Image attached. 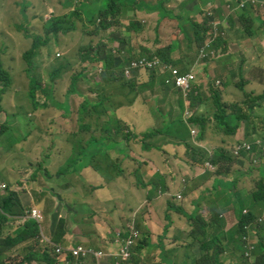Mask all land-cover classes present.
Returning a JSON list of instances; mask_svg holds the SVG:
<instances>
[{
  "label": "rangeland",
  "instance_id": "1",
  "mask_svg": "<svg viewBox=\"0 0 264 264\" xmlns=\"http://www.w3.org/2000/svg\"><path fill=\"white\" fill-rule=\"evenodd\" d=\"M201 1L202 0H171L170 2H172L173 5L168 3L167 7L170 8V10L175 9L177 12H182L181 7H183L184 4H186L185 7L188 6L187 10H189L192 8L191 4L196 5ZM80 2L81 0H0V47L5 49L3 61L6 69L11 71L13 77V86L11 90L3 96L2 101L5 113L8 116L7 121L9 126L7 131L0 136V153L2 154L0 155V185L7 186L19 197H22L27 210H31V208L35 206L38 207L40 200L42 205H40L41 207L39 210L43 212L45 217L44 222L40 225H44L47 219L50 223L54 220V224L56 225L60 221L53 214L55 200L47 198V201L43 203L44 199H41V191L47 195L52 191L60 193L62 188L61 185L70 187L68 190L69 194H75L76 190L79 191L78 194L74 195V201H72L71 197L69 200L72 201L71 203L74 206L72 216L74 217L76 214H79V221H82L84 224L83 216L88 213V207L83 206L80 200L86 201L87 206L90 204L95 208H99V204H102L95 193L97 191H92V193L86 191L84 180L82 182L78 178L80 172H77L76 178L69 177L67 181L65 180V182L62 183L59 182L57 175L62 178L64 176L62 173H57L61 165L55 161L45 165L42 164L44 155L43 150L40 149L42 143H45L48 145L45 147H49V152L50 148L52 149V156H55V159L59 160L66 158L71 152V145L69 146L65 142H68L69 135L79 128L76 119H73L76 117V114L73 117L70 114H66L65 118L68 116V119H71V121L67 122V127L63 126L60 120V118H62V114L60 113L62 108H56L57 105L54 104L55 102H51L49 98L44 97L46 95V93L44 95V92L46 89H49L45 87V85L46 83H50L53 79V72L55 79H58V82L61 83L58 88V96L56 97L58 99H63L66 92L70 89L71 76L82 70V68L85 70L83 67L84 64L79 58L80 52L89 45V42L94 41L95 44L100 37L103 36H91V33L95 31V26L86 22V20L81 21L80 19L75 22L76 30L66 34L60 32L58 35L54 36L46 30L52 21L65 19L71 12L79 10ZM163 6L165 11L153 8L151 12H146L143 20L138 19L141 17V14L138 15V18L135 14H129L126 20L123 21L125 25L128 23H133L136 27L141 25V31H132L131 35L138 39L139 43H136L144 49L145 52H142L143 56L146 54L147 48L150 47L148 37L150 38L149 40L152 41L153 50L168 47L171 45L173 39L175 41L176 39L177 41H182L184 39L183 33L180 29L179 31L176 26L174 30L172 26H170L171 31L168 33L169 36L166 34L163 40L160 38L162 31L163 33L166 32L162 26H155L154 19L155 15L156 19L168 18L166 16L168 9L165 5ZM207 7L209 9L217 8L220 10L217 16L219 19L224 18L225 29L221 30L217 28L218 24H214L211 21L212 28L210 30L213 33V37L208 38L202 44L199 48V52L198 49L193 50L191 56L185 49L187 54L180 55L179 57L190 70L186 71L183 67H178L179 72L183 75L192 73L196 76L198 74L195 80L200 82V85L196 93L200 91L199 89L202 87L204 89L205 107L208 109L206 116L210 117V124H206L204 134L206 144L200 142L198 138V141L194 138L198 135V130L196 128H193V131L191 128H187L186 130L182 129V132L178 135L176 133V128L166 131V129L157 126L158 122L159 124L163 121L170 122V116H173L171 105L167 103L168 101L165 99L166 97L171 99V96L169 93H161V90H167V87H172L168 85L167 87L164 86V88H155L151 80L154 79V82L158 84L160 79H163V76L161 77L155 74L152 69L145 68L141 63L138 67L136 65L132 66L134 68L137 67V76L135 74L132 76L130 70L124 69L125 79L120 83L109 85L104 91V95L111 96V101L115 106L119 104L123 105V107L117 111L120 116L119 120L122 121L124 132L117 139L118 142L122 141V144L126 143V153L124 155H119L111 151V156L115 159L113 164L118 166V170H124L125 174L136 170L142 171L145 166H152L151 162L154 161L163 162L164 160H169L172 173L179 172L181 175V170L184 169L190 175L189 180L185 183L184 189L179 192L182 194H187L190 191L189 187L193 178H198L194 185H200L202 192L205 189L211 190L213 188L215 182L214 178L223 179L224 182H231L233 179L241 178L245 173L251 172L252 177L248 178V183H246V178H242L239 184L231 189L233 192L249 193L251 188L253 189V186H257L258 183L260 185L259 181L262 179L259 172L260 168H256L248 157L251 154L259 156L257 153L258 150H254L255 147L259 150H263L264 153V147L262 149L264 144V103L260 105L261 107H256L254 113H242V116L245 115L247 120L243 123L240 122V127L230 134L220 130L218 125H216L217 120L215 116L220 113L219 105L221 102L225 105H231L235 100L242 103L255 98L259 102L260 99L264 98L259 96L264 93V86L262 85V81L264 82V71L263 69H254L259 58L257 51H260L261 48L254 50L249 42L243 45V47L247 46L251 51L247 56L251 58V63L243 67L245 56L242 53L236 55L237 49H235V47L238 48V46L235 45L233 41L234 38L243 36L244 33L247 32L246 28L251 24L250 13L264 19V0H213L209 2ZM242 7H245L247 10V14L243 17L238 12V8ZM229 19L233 20L231 29L229 27ZM175 23L177 24V22ZM85 24L88 26H85ZM257 27L258 24H255L254 28L256 29ZM21 28L25 29L26 36ZM262 33L264 34V31H262ZM36 37L41 38V44L40 48L37 50V55L34 57V61H37V66L34 69L32 68L31 76H36L42 83L41 85L39 84V88H37V98L40 101L41 107L35 114L34 111L36 110L29 98L30 78L25 71L27 63L23 59V54L30 49ZM155 37L162 40L163 46L160 43L154 45ZM43 41L46 42L45 45H43ZM142 42H146L145 46H142ZM212 47L214 49H212ZM229 50H232L228 55L232 60L238 56L236 64L237 67H241L240 71L234 70L236 67L235 64L232 66V70H229L227 63L221 64L225 52ZM148 53L153 54L151 50H148L147 54ZM104 54L105 53L101 51L100 53L92 55L93 61H88L86 64L88 73L94 75L97 80H99L102 74L101 70L104 67V63L102 62ZM149 54L147 56H149ZM174 54L173 52L172 56H174ZM190 56L194 59H190ZM56 67H59V72H55ZM210 70H214L215 75H213ZM84 72L85 71H83V73ZM85 78L86 79H80L78 81L82 86L80 91L91 94L89 91L91 81L87 77ZM99 81H101V79ZM219 81L223 83V86L217 87L216 84H218ZM242 82L246 85H244V89L241 88L240 85ZM138 85H145V88L139 90L141 94L136 99L140 102L137 104L138 108L137 106H133V109H131L132 100L134 99L136 91V89H132V87H137ZM152 91H154V95H150L146 98L147 93ZM178 92L181 93L179 94L181 101H185V106H189L190 104L186 96L188 91H183V94L181 91ZM97 94L96 92L92 94L91 100L93 98L96 100ZM216 94H219L220 97H215ZM160 95L164 96L161 100H149L152 96L158 97ZM42 102L44 104H42ZM141 103L145 106H140ZM177 104L179 105L180 103ZM105 108L112 109L109 106ZM43 109H45L44 112H42ZM232 109H234V106ZM238 115V113H231L227 116V122L230 128L231 126L234 127L239 122ZM184 118L187 119L188 114H185ZM4 122L3 116L0 118V128L2 126L1 123ZM129 127L130 137L126 139ZM150 131H159L160 134L146 137L145 135ZM112 132L115 133L116 129H113ZM246 135L249 140L245 138ZM97 138H100V136ZM246 142H251V144ZM173 143L188 144L191 147L188 154L193 157L192 163L195 162L194 158L199 160L202 159L205 163V168L209 172L218 171L219 166L212 164L211 159L213 155H219L217 153H219L220 150L233 151L236 158L232 157V161H224V171L228 174H218L217 172L218 176L209 173L203 177V168H199L195 164L191 165L192 163L187 164L184 161L182 156H187L186 148L182 145ZM124 145L121 146L118 144V148L122 151ZM9 148H11L10 151H8ZM4 152L8 153L3 154ZM261 155L264 159V154ZM64 161L61 166L63 170L65 168ZM181 162L184 163L182 164ZM101 165L102 164H98L96 169L98 170ZM262 166L264 167V164ZM96 169H92L93 172L103 178L106 184L110 182L108 175L113 176L116 173L117 177V168L115 167H111L110 170L106 169L103 174L97 173ZM158 169L159 170L151 175V179L152 184H156L160 191H156L155 188H152L144 192L139 191V193H143V197H141L140 194L139 197H136L135 195L138 193L133 192L130 193L128 197L130 201H140L143 217L144 214L150 216V212L156 213L162 203H167V200L175 197V194H172V192L167 189L161 190L160 187L162 177H165L169 170L167 168L163 169L159 167V165ZM69 175L75 174L71 173ZM94 178H96V176H94ZM169 181L170 180H168L167 185ZM223 188V186H220L218 192L214 193L215 200L219 198L220 193L223 192ZM127 190H124L120 186L114 189V192L115 194H121ZM107 192L108 187L106 185V187L102 189V195L105 196ZM182 194L179 195L181 198L179 201L183 200ZM154 201L156 202L153 203ZM18 203L19 198L17 201L15 200V210L19 209ZM247 211L248 209H246L244 213ZM259 211L261 214L258 216L257 225L251 224L255 229L257 227L260 229L262 227L261 224L264 225V208L263 210L259 209ZM170 214L172 215L173 221L177 218H181L184 221L187 220L183 214L174 211ZM187 214L195 215V213ZM226 214L228 215L227 231L230 232L232 236V234H234V227L238 225V220L232 211H228ZM199 215L202 216L201 214ZM87 216L90 221L94 222L91 214L88 213ZM111 216L113 221L115 213L113 212ZM158 216L160 220L163 221L162 214H159L152 217L147 224H138L142 234L145 230L152 228L153 224L159 226V223L156 221ZM16 218L17 217L14 219ZM107 220L108 213L104 212V221L106 222ZM134 220L135 216L132 215L123 221V225L126 226ZM209 221L210 220H208V222ZM82 223L80 222L77 224L82 225ZM74 226L76 225L74 224ZM247 229L248 227L245 228V230L249 234ZM152 233V238H154L155 232ZM9 234L11 233L6 234V236ZM236 237L241 240L240 247L243 253L248 250H257V245L259 243L258 236L255 237V243L252 246L249 245L248 237H241L239 235ZM116 239H118L117 236H115L114 240ZM141 239L142 236L139 232V240ZM147 241L148 238L146 239V242ZM155 252H157L155 247H147L141 254H138V259L141 260L143 264H148L153 261ZM112 254L111 251H108V253L104 252L105 257L103 259L111 257ZM117 260H119V255L117 256ZM191 261L194 263L193 258ZM236 262L240 263L238 260H236ZM261 262L264 263V259L261 258ZM127 264H134L133 259L127 260Z\"/></svg>",
  "mask_w": 264,
  "mask_h": 264
},
{
  "label": "trees",
  "instance_id": "2",
  "mask_svg": "<svg viewBox=\"0 0 264 264\" xmlns=\"http://www.w3.org/2000/svg\"><path fill=\"white\" fill-rule=\"evenodd\" d=\"M166 1L167 0H162L159 3L157 2L156 5H153V1L152 3L147 2V4H151L148 5L147 9H158L160 5L162 8L163 4ZM202 1L203 3H207L213 0ZM185 6L186 4L181 7L185 10V13L182 12L180 14H174L172 12H167L166 16L168 18L164 17V19H159L158 23V25L162 26L166 32L163 33L162 31V34L160 36L162 40L165 38L166 34L167 36H169L168 33L171 31L170 26H172L173 30L175 26L178 30L180 29L184 35V39L182 41H177L176 39L178 43L173 39L171 45H169L168 47H163L156 50L151 49L152 41L148 40V42L150 41V47L147 48L146 54L144 56L142 53L144 49H142V47L138 44L136 46V44L133 42V36L131 35L132 31L140 32L141 25H138L136 27L133 23H128L127 25L123 23V21L126 20V17L129 14H135L138 18V15L140 13L147 11L141 6L140 0H81L79 10L71 12L68 16L65 17L66 20L61 19L59 21H52V23L46 30L54 36L58 35V33L60 32L66 34L68 32L75 31V22L78 19H80L81 21L86 20V22L95 26V31L91 33V36L98 37L100 35H103L95 44L94 41L89 42V45L80 52L79 58L81 59V62H83V67L85 68V70L82 68V70L71 76L70 89L68 92H66L63 99H58L56 97L58 96V88L61 83L58 82V79H55V75L53 72V79L50 81V83H46L45 85V87L49 88L50 90H45L44 95L45 93L46 95L44 97L49 98L51 102H55L54 104L57 105L56 108H62L60 113L62 114L63 126L67 127V122L71 121V119H68V116L67 118H65L66 114H70L72 115V117L76 114V117H74L73 119H76V123H78L79 125V128L69 135L68 142H65L67 143V145H71L72 147L71 155L68 160L64 161V170L61 168V165V171H59L58 173L71 174L76 172L77 174V172L79 173L86 168L96 169L98 167V164H102L98 170L96 169L97 173L99 172V174H103L106 169L110 170L111 167H115L118 170V166L113 164V161L115 159L113 158V156H111V151H114L119 155H124L126 153V143H124V145L122 144V141L118 142L117 139L124 132V129L122 128V121L117 118V110L123 107V105L119 104L118 106H115L111 101V96L104 95V91L107 89V87L112 84L120 83L121 81H123V79H125L124 69L130 70L132 76L134 74L137 76V67L140 65L141 61L145 59L144 61L147 60L148 62L150 60H153V57L159 58L163 64L172 65V67L176 69L181 66L184 70L189 71L190 68L187 67L185 63L182 62V60L179 58L180 55L189 53L192 56L191 53L193 50L198 49L199 52V48L202 46V44L208 38L213 37V33L208 28L210 21H212L214 24H218L217 28L221 30L225 29L224 18L219 19V17L217 16V14L220 13L219 9H209L207 5L200 4L198 6H195L196 11L199 13V15L192 16L191 11L185 9ZM175 22H177V24ZM229 22L230 24H233V20L230 19ZM85 26L88 25L85 24ZM21 29L23 30V33L25 35V29ZM252 34L254 35V33ZM45 43L46 42L43 41V45H45ZM40 44L41 38L36 37L33 40L30 49L25 51L23 54V59L27 63L25 71L30 78L29 98L36 110L34 111L35 114L40 110L41 107L40 101L37 98V88H39V84L41 85L42 82L36 76H31V70L32 68L34 69L37 66V61H34V57L37 55V50L40 48ZM150 49L153 54L148 53L149 56H147V52ZM185 49L187 50V53L185 52ZM212 49L214 48L212 47ZM4 50L5 49L0 47V118L4 116L5 121L4 123H1L2 126L0 128V136H2L7 131L9 126V123L7 121L8 116L6 115L5 108L2 104L3 96L9 90H11L13 86V77L11 71L6 69L3 61ZM101 51H103L105 54L102 60V62L104 63V67L101 70L102 74L99 78V80L101 79V81H99L94 75L88 73V67H86V64L88 61H93L92 55L100 53ZM230 51L232 52V50L225 52V55L223 57L224 59L221 60V64L227 63L229 70L230 63H232V65L235 64L236 67L234 70L240 71L241 67H237L236 64L238 56H236V58L232 60L230 56H228L230 54ZM173 52L175 53L174 56H172ZM191 56L190 59H194ZM133 63L136 64V68L132 67ZM232 68L233 67H231V70ZM258 69H264V65L259 66ZM56 71L59 72V67H56L55 72ZM83 71L85 72L83 73ZM210 72L215 75L214 70H210ZM197 75L195 76V78L197 77ZM160 76L162 77V75ZM85 77H87L91 81L89 90L91 95L95 92L98 94L96 100H94V98L91 100V97H86L84 101L82 103H79V106L77 107V101L82 95H84V93L80 91L82 86L78 81L80 79H86ZM162 78L163 79H160L158 84L154 82V79L151 80L155 88H157L158 86H164L163 84L166 83L169 75H164ZM199 85L200 82L194 80L190 88L188 89L186 96L190 104L189 106H185V101H181L178 105L183 114V118L182 116H180L179 118L176 117L171 122L166 123L165 121L162 124V128L165 127L166 131L172 128H176V133L179 135L182 132L183 124L186 121V123L192 130L193 128H196L198 130V135L196 133L197 136H195L194 138L196 140L198 138L199 141L206 144L204 134L206 124H210V117L206 116L208 109L205 107L206 104L204 100L205 95L203 94V87L196 93ZM216 85L217 87H221L223 86V83L219 81V83ZM240 85L241 88H243L245 83L242 82L240 83ZM262 85L264 86L263 81ZM142 88H145V85L132 87V89H136V91L134 99L132 100L131 109H133V106H137V104L140 103L136 99L138 96H140L141 93L139 92V90ZM150 95H154V91L147 93L146 98ZM259 96L264 97V93ZM215 97H220V95L216 94ZM262 103H264V98L260 99L259 102L255 98L250 99L248 102L245 101L242 103L235 100L231 105H225L221 102V104L219 105L220 113L219 115L215 116V119L217 120L216 125H218L221 131L227 134L233 133L240 127V122L243 123L247 120V117L245 115L242 116V113H254L255 108L261 107L260 105H262ZM42 104L44 103L42 102ZM142 105L143 104L141 103L140 106ZM106 106H109L112 109H106ZM233 106L234 109H232ZM45 109H43L42 112H44ZM231 113L239 114V122L234 127L231 126L230 128L227 122V116ZM185 114H188L187 119L184 118ZM113 129H116L115 133L112 132ZM128 130L129 131L127 133L126 139L130 137V127L128 128ZM157 134H160L159 131H150L145 136L151 137ZM99 136L100 138H97ZM245 138L248 139L247 135L245 136ZM246 143L251 144V142ZM118 144L121 146L124 145V149L122 151L118 148ZM173 144L182 145L186 148L187 156L182 157L187 164H191L193 161V157L188 154L191 147L185 143ZM45 146H47L45 143L41 145V149L43 150V152H45L44 149L48 148ZM263 147L264 144L262 146V149ZM10 150L11 148H9L8 151ZM254 150H258L257 153L259 154V156H257L256 154H251L248 158L256 168H260L259 172L262 179H260L259 181L260 185L258 183L257 186H253V189L251 188L249 193L233 192L231 189L232 187L238 185L240 179L242 178H246V183H248V178L252 177L251 172H247L243 177L235 178L231 182L215 181L211 190L205 189L201 192V187H196L193 191L195 198H193L191 201L192 213H195V215H189L187 214V211H183V209L179 207L173 208L177 212H184V216L191 224L192 229L189 234V240L191 243L188 245L186 257L193 258L194 264H226V259H228L230 256H234L240 260L241 257H237L238 255L234 253V250L236 248L238 249L239 253H241L242 250L240 247L241 240L236 236L239 235L242 237L243 235H245V228L247 227H249L259 236L257 250L254 251L253 255L255 260H257L259 264H264L263 262H261V258L264 259V225L262 224V227L260 229L258 227L255 229V227L252 226L257 225L258 216L261 214L259 209L263 210L264 208V167L262 166L264 164V159L261 155L264 153L263 150H259L256 147L254 148ZM5 153L8 152H4L3 154ZM49 154L51 155V153ZM217 154L219 155L212 156L211 163L219 166L218 171L209 172L205 168V163L202 159H200L199 162H193L191 165L196 164L203 166L209 173L214 174L215 176H218V174H228L226 171H224V161H232V157L236 158L235 154H233V151H226L224 149L220 150V152ZM0 155L2 154L0 153ZM50 155L47 154L48 159H50ZM49 162L50 161L46 162V160H43L42 164H49ZM119 173L120 172H118L117 174ZM108 177L111 180L113 179L111 175H108ZM79 180L83 182V179L81 177L79 178ZM187 180H189V177L187 178ZM220 186L224 187L223 192L220 193L221 202L220 196L217 200L214 199V193L218 192ZM193 187L194 185L192 186V188ZM18 198L19 209L15 210V200L17 201ZM220 203L224 205L225 209L234 212L238 220V225L234 227V234L236 236L234 234H232L231 236V233L227 231L226 221L223 217L224 212L221 209ZM246 209H248V211L244 213ZM199 211L208 214L211 219L210 222H206V220L204 219L206 218V215H202L204 217L203 218L199 215ZM25 214L26 208L23 206L20 197L16 193H14L8 187L0 190L1 264H4L3 261L6 258L5 252L7 250H10L24 242L38 240L41 238L40 226L36 221L32 219H26L22 227L18 229L14 235H8L6 237L3 235V229L8 225V223L11 222L12 217H24ZM168 219L169 212H166L165 220ZM58 225L59 227H64L66 225V222L64 220H60ZM168 232L169 228L166 226L164 227L162 235L159 236L160 243L163 244V249H165L167 245L166 240H173L172 238H168ZM145 238L142 240L143 242H145ZM39 242H41V239ZM184 244H187V242L185 241ZM48 247L49 246H40L39 243H37L34 247L30 248V250L23 257V261L20 264H29L30 261L55 264L57 262V255L54 249ZM132 256L133 253L129 258L132 259ZM119 261L121 263H127V260H123L121 254H119ZM230 264H234V262Z\"/></svg>",
  "mask_w": 264,
  "mask_h": 264
},
{
  "label": "crops",
  "instance_id": "3",
  "mask_svg": "<svg viewBox=\"0 0 264 264\" xmlns=\"http://www.w3.org/2000/svg\"><path fill=\"white\" fill-rule=\"evenodd\" d=\"M152 1H153V4L156 5L159 0H149V1L148 0H140L141 6L145 10H147L146 12H151L152 9H147L148 5H151V4H147V2L152 3ZM160 1H162V0H160ZM170 1L171 0H167L164 5L166 7H167L168 3L170 5H173V3ZM200 4L206 5V3H203V1H201L200 3H197L196 5L191 4L192 8L189 10L191 11L192 16H198L199 15V13L196 11L195 6H198ZM208 4H209V2H208ZM187 7L185 9H187ZM167 9H168L167 12H172L174 14H180L182 12H185L184 9H182V12H177L175 9L170 10V8H168V7H167ZM158 10L165 11V8H164V6H162V8H161V5H160ZM144 12L140 13L141 17L138 19L143 20V17L146 14V12L145 13ZM155 19H156V15H155ZM155 19H154L155 25L157 26L159 23V19H156V20ZM135 39L136 38L133 37L134 43H135ZM139 40H141V39H139ZM233 41H234L235 45L238 46V48L235 47V49H237L236 53L237 54L242 53L245 56L243 67L246 66L247 64L251 63V58L247 57L248 54L251 53V51L248 49L247 46L243 47V45L247 44V42H249L250 45L253 46L254 50H258L259 48H261L260 51H257L259 58H258V61L256 62V66L254 69L258 70L259 66H263L264 40H260V41L252 40V39L242 40L239 37H236V38H234ZM161 45L163 46V42ZM232 66H233L232 63H230V69ZM263 71H264V69H263ZM163 85L166 86L165 84H163ZM164 86H160L157 88H164ZM161 93H167V94L169 93V95L171 96V99L168 97L165 98L168 101L167 103H170V105H171V111H172L173 116H170V122L173 121L176 117L179 118L180 116H182V118H183V114H182V112L179 109V106L177 104V103L181 102V97L179 96V94H181V93L170 88V87H167V90H164V89L161 90ZM85 97H91V94L84 93V95H82L79 98V100L77 101L78 102L77 107L79 106V103H82L84 101ZM162 97H164V96L163 95H160L158 97L152 96V97H150L149 100H161ZM164 103H166V102H164ZM143 106H145V105L143 104ZM117 118L120 119V116L118 115V113H117ZM60 120H61V122H63L62 118H60ZM164 122L165 121L161 122V124H159V122H158L157 126L162 127V124ZM166 123H167V121H166ZM187 128L190 129L188 124L184 122L183 130H186ZM164 129H165V127H164ZM42 144H44V143H42ZM40 149H41V147H40ZM48 149H49V147L44 149L45 152H43V155H44L43 160L44 161L46 160V162L47 161H50V162L55 161V162L59 163V165H62L63 161L68 160L70 155H71V152H70L66 158L57 160V159H55V156H51L52 155V149L50 148V152ZM49 153H51V155ZM47 154L50 155V159H48ZM194 160L199 162V159H197V158H194ZM151 163H152V166H150V165L145 166L142 171L136 170L134 172L124 174V178L119 179V180H114L112 182H109L108 184H106V181L103 178H101V177H99V175L95 174L91 168H86V169L82 170V172H80V176L78 178L81 177L84 180L86 191L89 193H92V191L93 192L97 191L95 193L97 194L100 203H102V204H99V206H98L99 208H97V207L95 208L90 204H88V206H87L86 201L80 200V202H82L83 206L88 207V213L91 214V217L93 218L94 222H92L88 219V216H87L88 213H86L83 216V220H84L85 224L82 223V221H79L80 220L79 214H76L74 217L72 216L74 206L72 205L71 202L74 201V199H75L74 195L78 194L79 191L76 190L75 194H69L68 190L70 189V187H66V186H62V185H61L62 188H61L60 193H57L56 191H52L49 195H47L46 193H43V191H41L42 192L41 199H44L43 203L47 201V198L50 200L54 199L55 200V206H54V211H53L54 216L57 217L58 220H64L66 222V225L64 227L63 226H61V227L57 226L56 227V224H54V220L52 223H50V221L47 219L45 221L44 225H41L42 226V236L46 237V239L50 240L52 243H54L56 245H63V246L68 247V248L70 246L84 245L85 247H87L88 249H90L94 252L104 251V252L108 253V251H111L112 253H117L119 251L120 246H121L120 243L126 237L125 232H126L127 225L124 226L123 221L126 218L128 219L129 217L134 215L135 216L134 224H136V228L140 232V234L142 236V240L146 237L145 242L139 241L137 246L135 247V249L133 251L132 259H133L134 264H143L142 261L138 259V254H141L145 248L150 247V246L155 247L157 249V252H155V254H154L153 261L148 263V264H192L191 260L188 261V259H186V254L188 251V245L191 243L189 240V234H190L192 227L189 226L187 224V222L182 220L181 218H177L173 222H168L165 220L166 212H169V214H170V213H172V210L174 208L173 199L167 200V203H162V205L160 206L159 210L156 213L150 212V216H148L147 214H144V217H143L142 211H141L142 209H141L140 201L134 202L133 200L130 201L128 198L129 194L132 192L138 193L135 195L136 197H139V194L141 197H143V193H139V191L144 192V191L150 190L152 188H155L156 191H160L156 184H152V179H151V175L153 173H155L157 170H159L158 165H159V167H161L163 169L167 168L169 170L167 175H165V177H162V179H161V182H160L161 190L167 189L168 191L172 192V194H174L177 191L176 189L178 188V184L175 183L173 175L176 173L179 174V172H174V173L171 172L170 166H169L170 161L169 160H164L163 162L154 161ZM181 163L183 164L184 162H181ZM197 166L199 168L204 169L203 177H205L206 174H209V172L203 166H200V165H197ZM59 171H61L60 167L58 168V172ZM147 173H148V175H147ZM73 174H75V175L63 174L64 175L63 178L59 177V175H57V177H58L57 179L59 182L62 183V182H65V180L67 181L69 179V177H71V178L77 177L76 172H74ZM181 175H186L187 177L190 178V175L184 169L181 170ZM94 176H96V178H94ZM211 177H213V176H211ZM201 179H203V178H201ZM214 179H215V181H223L224 182V180H219L220 178H214ZM168 180H170V181L167 185ZM197 180H198V178L192 179V183L189 187L190 191L187 194L181 193L183 195V200L177 202L178 206H180L183 209V211H187L188 213H192L191 201L193 198H195L193 191L196 187H201L200 185H198V186L194 185V183ZM106 185L108 187V192L105 196H103L102 195V189L105 188ZM193 185H194V187L192 188ZM120 186L124 190H127V189L128 190L124 193H121V194H115L114 189H117ZM223 190H224V188H223ZM70 197L72 198V201L69 200ZM21 199H22V197H21ZM113 200H114V205H113ZM21 201H22L23 206L25 207L26 205L24 204L23 199ZM155 202L156 201H154L153 203H155ZM220 202H221V196H220ZM170 204H171V207H170ZM40 205H42V202L39 200V206L38 207L35 206V207L40 208L41 207ZM220 206H221V209L223 210L224 213L230 211L228 209H225L224 205L221 203H220ZM136 207H137V210H136ZM246 208H248V207H246ZM115 209H116V211H115ZM104 212L108 213V220L106 222L104 221ZM113 212L115 213V218L112 221L111 215ZM199 212L201 215H206L207 220H211L210 216L208 214L201 212V211H199ZM159 214H162V216H163V221L160 220L159 216L156 219V221L159 223V226L153 224L152 228L145 230L142 234L140 227H138V224H140V223H146L147 224L148 221L152 217L157 216ZM14 218L15 217H12L11 222L5 227V229H4L5 234L11 233L10 235H14L15 232L22 227V225L24 223L22 218H18V217L16 219H14ZM227 220H225L226 225H228ZM111 221H112V227H111ZM80 222L82 223L83 226L81 224H77ZM74 224L76 226H74ZM166 226L169 228L168 238H172L173 240L172 241L166 240L167 245H166L165 249H163V244L160 243L159 236L162 235L164 227H166ZM148 228H149V226H148ZM121 232H122V234L119 235ZM152 232H155L154 238H152V235H153ZM115 236H117L118 239L114 240ZM147 238H148V241L146 242ZM39 241H40V239L29 241V242H24V243H22L16 247L10 249V250H7L5 252L6 258L4 259L3 263L4 264H20V263H22L23 257L30 250V248L34 247L37 243H39L40 246H45L42 242H39ZM185 241L187 242V244H184ZM50 251H51V249H50ZM234 253L236 255H238L237 257H241V259L239 260L238 258H236L234 256H230L228 259H226V264H230L232 262H234V264H243L242 254H240L238 252L237 248L234 250ZM236 260H238L240 263L236 262ZM29 264H46V263H44V262L38 263L35 261H30ZM55 264H59V262L57 261ZM85 264H127V263H121L115 257L111 256L109 258H105V259L101 260L99 263L95 260L94 257H92V258H89Z\"/></svg>",
  "mask_w": 264,
  "mask_h": 264
},
{
  "label": "clouds",
  "instance_id": "4",
  "mask_svg": "<svg viewBox=\"0 0 264 264\" xmlns=\"http://www.w3.org/2000/svg\"><path fill=\"white\" fill-rule=\"evenodd\" d=\"M159 2H161V1H159ZM165 4V3H164ZM163 4V5H164ZM208 4V2L206 3V5ZM238 12L240 13V15L243 17V16H245L246 14H247V10L245 9V7H242V8H238ZM229 21H230V19H229ZM250 26L249 27H247L246 28V30H247V32L246 33H244V35L243 36H239V38L240 39H242V40H245V39H252V40H258V41H260V40H264V34L262 33V31H264V19H262L260 16H255V15H253V13H250ZM255 24H258V27L255 29L254 28V25ZM156 26V25H155ZM229 27H230V29H231V24H230V22H229ZM261 28V29H260ZM252 33H254V35L252 34ZM150 38L148 37V40H149ZM139 43L138 42V39H135V44L137 45V43ZM157 43H160V44H162V40H160V39H158V38H154V45L155 44H157ZM142 44V46H145V42H142L141 43ZM163 48V47H162ZM152 49V48H151ZM150 49V50H151ZM158 49H160V48H158ZM143 60H145V59H143ZM220 60V59H219ZM216 61V60H215ZM146 62H147V60H146ZM149 64H152V66H150ZM160 65H168L169 67H172V65H169V64H163L161 61H160V59L159 58H157V57H153V60H150V61H148V64H147V67L146 66H144L145 68H150V69H152L153 70V72L156 74V73H158L159 75H162V76H164V75H169V78L167 79V81H166V83H165V85L166 86H168V85H171V87H172V89H174V90H176V91H183V90H181L180 88H177L176 86H175V84H174V82H173V79H172V75H171V73L167 70L165 73H160V68H159V66ZM172 68H174V67H172ZM178 69V68H177ZM186 122V121H185ZM193 131V130H192ZM118 172H120L119 174H117V177H116V173L112 176L113 177V179L111 180L110 179V182H112V181H114V180H119V179H122V178H124V174H125V172H124V170H117V173ZM173 178H174V180H175V183H177L178 184V188L176 189L177 191L174 193L175 194V197L173 198V206H174V208L175 207H179V208H181L180 206H178V204H177V202L179 201V199H181L180 198V194L181 193H179L182 189H184V186H185V183H186V181H187V176L186 175H180V174H178V173H176V174H174L173 175ZM182 181H185V182H182ZM5 187H7V186H5V185H0V190H3ZM20 199H21V197H20ZM22 200V199H21ZM26 208V207H25ZM33 208H36V207H32L31 208V210L33 209ZM39 209V208H38ZM31 210H27L26 209V214H25V216L24 217H18V218H22V220H23V222H25L26 221V219H32L31 218ZM172 211H174V212H176V213H180V214H183L184 212H177L175 209H173ZM42 214H43V212H42ZM198 214V213H197ZM233 214H234V212H233ZM184 215V214H183ZM235 215V214H234ZM203 217V216H202ZM223 217H224V219L225 220H227L228 219V215L226 214V213H224V215H223ZM204 218V217H203ZM44 219H45V217H44V214H43V219H42V221L41 222H38V221H36L35 219H32V220H34V221H36L38 224H39V226H40V229H41V242L45 245V246H49L50 248H52V249H54V251H55V247L56 246H62V247H65V246H63V245H56V244H54V243H52L50 240H48V239H46V237H44V236H42V227H41V223H43L44 222ZM187 219V218H186ZM207 222H208V220L206 219V218H204ZM166 221H168V222H173V219H172V215L171 214H169V219L168 220H166ZM186 222H187V224L189 225V226H191V224H190V222L188 221V219L186 220ZM210 222V221H209ZM262 225V224H261ZM57 226H59L58 224L56 225V227ZM6 227V226H5ZM5 227H4V229H5ZM4 229H3V235L4 236H6V234H5V232H4ZM248 232H249V234L247 233V231H246V234L245 235H243V236H246V237H248L249 238V245H253L254 243H255V237L256 236H258L254 231H252L249 227H248ZM17 232V231H16ZM15 232V233H16ZM133 232H136L137 233V237L135 238V243H134V245L130 248V252H131V254L133 253V251H134V249H135V247L137 246V244H138V242L139 241H142V239L141 240H139V231L137 230V228H136V226H135V224H134V221H132V222H130V223H128L127 224V227H126V237L123 239V241L120 243L121 244V246H120V248H119V251L117 252V253H113L111 256H113V257H115L116 259H117V256L119 255V254H121V251H122V249H123V247L126 245V240L132 235V233ZM122 234V232L119 234V235H121ZM10 235V234H9ZM259 237V236H258ZM77 246V245H76ZM84 246V245H83ZM73 247H75V246H70V248H73ZM65 248H68V247H65ZM87 248V247H86ZM254 251H256V250H248V251H246V252H242L241 251V253L240 254H242V260H243V263L244 264H259L258 262H257V260H255V258H254V255H253V253H254ZM101 252H103V254H104V251H101ZM119 253V254H118ZM247 253H249V256H247ZM187 255V254H186ZM103 259V258H102ZM102 259H100L99 261H97V262H100ZM186 259H188V261H190V260H192V258H187L186 257ZM127 260H131V258H129V259H127ZM57 261L59 262V264H60V261H59V259L57 258ZM84 264V263H83ZM192 264H194L193 262H192Z\"/></svg>",
  "mask_w": 264,
  "mask_h": 264
},
{
  "label": "built area",
  "instance_id": "5",
  "mask_svg": "<svg viewBox=\"0 0 264 264\" xmlns=\"http://www.w3.org/2000/svg\"><path fill=\"white\" fill-rule=\"evenodd\" d=\"M141 63L143 64V66H146V63L148 64V62L144 60L141 61ZM134 65L136 64L133 63L132 66ZM149 65L152 66V64ZM159 68L160 73H165L168 70L172 75V79L175 86L183 91H188L192 82L195 80V75L192 73H187L183 75L179 72L178 69L169 67L168 65H160ZM31 218L35 219L38 222H41L43 219L42 211H40L38 208H33L31 210ZM136 237L137 233L133 232L132 235L126 240V245L121 251L123 260L129 259L131 255L130 248L134 245ZM55 253L60 261V264H85L89 258L94 257L96 261H99L100 259L105 257L103 252H94L83 245H77L73 248L56 246ZM247 256H249V253H247Z\"/></svg>",
  "mask_w": 264,
  "mask_h": 264
},
{
  "label": "flooded vegetation",
  "instance_id": "6",
  "mask_svg": "<svg viewBox=\"0 0 264 264\" xmlns=\"http://www.w3.org/2000/svg\"><path fill=\"white\" fill-rule=\"evenodd\" d=\"M203 19H204V17H203ZM208 28H209V29H211V28H212L211 21L209 22Z\"/></svg>",
  "mask_w": 264,
  "mask_h": 264
}]
</instances>
